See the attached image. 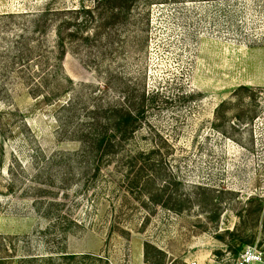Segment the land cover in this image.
Wrapping results in <instances>:
<instances>
[{"label":"rangeland","instance_id":"374dc122","mask_svg":"<svg viewBox=\"0 0 264 264\" xmlns=\"http://www.w3.org/2000/svg\"><path fill=\"white\" fill-rule=\"evenodd\" d=\"M82 2L89 0H0V234L7 237L6 244L0 241V256H7L0 264H45L23 257L66 251L102 255L111 264H147L145 241L166 252L164 264H235L246 246L264 249V0L140 5L139 22L115 26L108 41L92 49L70 48L65 55L64 70L77 83L110 81L113 96L121 83L127 93L136 85L149 90V124L131 147L160 144L165 152L160 163L177 196L169 203L174 210L163 205L166 198L146 209L142 197L112 182L96 206L75 205L83 227L60 239L32 206L31 190L7 189L10 163L18 161L30 173L43 167L45 154L80 147L78 141L58 140L55 105L30 92L42 76L45 34L25 33L29 17L9 13ZM27 43L43 46L29 54ZM242 85L260 89L258 116L248 124L237 117L250 116L238 107L242 99L235 90ZM21 178L32 179L27 173ZM77 261L73 264H104Z\"/></svg>","mask_w":264,"mask_h":264},{"label":"trees","instance_id":"16d2710c","mask_svg":"<svg viewBox=\"0 0 264 264\" xmlns=\"http://www.w3.org/2000/svg\"><path fill=\"white\" fill-rule=\"evenodd\" d=\"M164 1L167 0H89L88 3L82 2L75 6H53L48 3L36 12L9 13L11 17L18 14L29 17L30 28H24L22 31L25 33L42 31L45 34L44 52L39 55L42 76L35 86H31L30 92L35 97L43 96L47 104L55 105L58 140L78 141L80 147L45 154L43 167L30 173L22 163H10L6 187L14 192L20 186L24 194L31 190L33 194L30 196H34L32 206L49 220L60 239H66L69 234L83 227V220L75 216V205L91 201L96 206L110 190L112 182L116 189L125 194H136L138 200L142 197L141 205L146 209H149V204H161L165 198L163 205L175 209L169 206L170 201L177 199V196L171 191L169 172L160 163V159L163 161L160 157L165 154L160 144L151 140L147 147H131L136 134L149 124L148 114L153 98L149 90L136 85L127 93L123 91L124 84L121 83L118 84L121 89L118 96H113L110 81L96 85L77 83L64 70L63 64L70 48L92 49L96 43L108 41L115 26L132 20L139 22L137 7ZM50 35L52 39H49ZM39 45L27 43L25 47L30 54L34 53L36 47L43 46ZM23 55L18 57L22 59ZM35 66L39 68L38 63ZM42 78H45V82ZM259 92V88L248 85L235 90V95L242 99L238 107H246L250 113L246 119L241 114L237 116L246 124L254 122L258 116ZM226 104L223 101L216 108L217 120ZM0 133L4 134L2 128ZM25 173L32 178L27 181L29 184L21 178V174ZM175 183L180 185V182ZM77 194L82 196H77L80 198L78 203L74 201ZM260 210L263 211V204ZM176 211L183 209L177 208ZM126 232L125 228L121 229V233ZM0 241L6 244L7 237L0 234ZM165 254L153 242L145 241L144 257L147 264H164ZM6 258L0 256V263ZM26 258H41L45 264L56 259L61 264H73L78 259L94 258L104 261V264H111L102 255L67 251L58 256L45 254L23 257Z\"/></svg>","mask_w":264,"mask_h":264},{"label":"built area","instance_id":"2783aa9c","mask_svg":"<svg viewBox=\"0 0 264 264\" xmlns=\"http://www.w3.org/2000/svg\"><path fill=\"white\" fill-rule=\"evenodd\" d=\"M235 264H264V249L248 245L239 253Z\"/></svg>","mask_w":264,"mask_h":264}]
</instances>
